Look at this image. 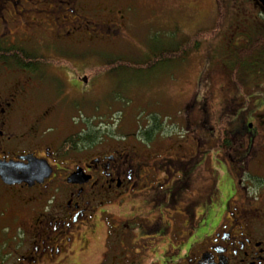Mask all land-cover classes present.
I'll list each match as a JSON object with an SVG mask.
<instances>
[{
  "label": "flooded vegetation",
  "instance_id": "flooded-vegetation-1",
  "mask_svg": "<svg viewBox=\"0 0 264 264\" xmlns=\"http://www.w3.org/2000/svg\"><path fill=\"white\" fill-rule=\"evenodd\" d=\"M136 1L0 0V167L48 165L0 175V264H264V77L244 70L259 53L238 72L205 64L207 41L179 45L195 32L167 35L151 63L200 70L173 126L183 134L153 126L143 142L103 115L73 125L92 68L77 48L153 28ZM219 164L238 183L223 203Z\"/></svg>",
  "mask_w": 264,
  "mask_h": 264
},
{
  "label": "rangeland",
  "instance_id": "rangeland-1",
  "mask_svg": "<svg viewBox=\"0 0 264 264\" xmlns=\"http://www.w3.org/2000/svg\"><path fill=\"white\" fill-rule=\"evenodd\" d=\"M136 2L153 7V28L143 31L136 27V30L128 35L96 40L89 43L88 47H78L77 61L84 62L82 57L88 55L92 68L85 72L88 74L87 85L85 81L81 82L84 92L69 104L67 111L75 115V126L91 125L92 122L100 120L98 116L103 115L101 119L107 122V126L113 129L114 126H119L121 131L132 132L138 140L145 142L146 136L151 135L148 133L153 126L162 128L165 133L172 131L183 134L182 130L179 131L173 126L177 125V120L181 117L182 105L188 96L190 83L195 80L200 70L196 66H185V69L184 65L176 61L174 64L159 63L151 67L146 66L144 62L151 56L155 45L169 43L166 41L167 35H173L180 41L183 35L214 26L218 18V5L216 0ZM142 10L143 8L140 12ZM221 18L222 25L217 34L201 49L205 64L219 60L228 68L242 72L246 61H237L240 62L237 64L235 62L239 51L241 56L250 49L246 43L249 39L244 37V33L254 36L258 41L264 36L262 7L256 0H225L224 7L219 10V19ZM202 39L200 40L205 41ZM173 45H176V42ZM256 56L254 53L250 57ZM257 58L261 68H244L245 71L248 70L250 80H253L251 77L256 79L258 74L264 77V54ZM192 60L193 63L197 61L193 57ZM249 61L252 62V59ZM100 66L106 68L98 74ZM223 77L220 75L214 82L219 83ZM77 81L80 84V80ZM204 181H207L205 174L200 176L196 183L201 184ZM235 184L238 185L227 176L223 165L219 164L216 175L218 201L223 203ZM240 184L247 185L243 182Z\"/></svg>",
  "mask_w": 264,
  "mask_h": 264
},
{
  "label": "trees",
  "instance_id": "trees-1",
  "mask_svg": "<svg viewBox=\"0 0 264 264\" xmlns=\"http://www.w3.org/2000/svg\"><path fill=\"white\" fill-rule=\"evenodd\" d=\"M217 2V5H218V18H217V21L216 23L214 24V26L210 27V28H206V29H201V30H198L196 31L194 34H192L188 39H185L184 42L182 43H179V45L182 47H186L188 48L189 50H191L192 48L194 47H197L198 44H199V41H201L200 39H204L205 41H208L209 39H211L212 37H214L219 28L221 27L222 25V18L219 19V10L224 7V3H225V0H216ZM221 17V16H220ZM202 39V40H203ZM178 45V44H177ZM259 45H255V44H248V48L249 49V52L245 53L244 55H241L240 56V51L238 52V55H237V58H236V62L235 63H240V62H237V61H246V63H251L249 60L251 59V55L254 54V53H259L258 56H261L264 54V50H261V48L258 49ZM185 48V49H186ZM245 52V51H244ZM243 52V53H244ZM250 54V55H249ZM181 54H179V52H175L173 55H168L167 59H175V57L177 56H180ZM249 55V56H248ZM166 57V56H164ZM146 64V66L148 67H151V66H154L152 63H151V60L148 58L146 59V62H144ZM249 65V64H248ZM240 67V64L238 65ZM106 66H100L97 70L98 74H101L102 72H104ZM244 68V67H243Z\"/></svg>",
  "mask_w": 264,
  "mask_h": 264
},
{
  "label": "water",
  "instance_id": "water-1",
  "mask_svg": "<svg viewBox=\"0 0 264 264\" xmlns=\"http://www.w3.org/2000/svg\"><path fill=\"white\" fill-rule=\"evenodd\" d=\"M264 10V0H258ZM48 171V165L44 162L36 163L29 160L26 165L9 164L0 167V175L7 182L17 181L19 179L34 178L39 173Z\"/></svg>",
  "mask_w": 264,
  "mask_h": 264
}]
</instances>
